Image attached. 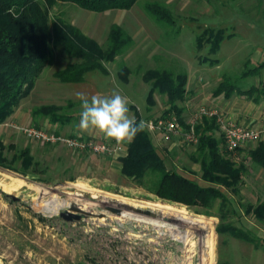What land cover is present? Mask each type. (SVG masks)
<instances>
[{"label": "rangeland", "instance_id": "obj_1", "mask_svg": "<svg viewBox=\"0 0 264 264\" xmlns=\"http://www.w3.org/2000/svg\"><path fill=\"white\" fill-rule=\"evenodd\" d=\"M150 1L154 0H138L130 10L93 12L72 3H59L50 10L53 22H72L104 46L111 25L117 23L132 35L134 45L104 63L108 74L98 69L90 71L81 83L61 82L55 77L56 71L77 59L61 47H54L33 90L0 124V139L5 146L14 143L18 151L30 148L35 162L29 167L21 161L9 167L0 165V181H6L3 174L27 181V185L12 191L17 199L0 186V264H264V244L256 248L228 233L217 232L221 222L218 204L209 210L214 215H207L202 213L203 208L161 198L155 192L151 171L142 181L121 173L118 165L122 153H79L65 145L53 151L46 140L30 137L17 127L47 132L49 118L34 114L33 109L55 103L63 106L61 113L73 115L61 123L64 132L77 131L104 139L99 132L82 133L75 127L80 112L77 92L91 97L118 91L128 98L129 115L136 117L138 112L145 118L161 116L170 106L168 97L157 92L155 104L150 106V84L144 80L146 70L159 67L188 73L186 98L177 101L185 123H193L201 109L216 110L229 119L224 111L226 99L215 97L213 91L225 77L238 78L248 67L264 61V0H157L173 13L171 24L158 23L145 11ZM219 29L227 38L217 53H211L208 35L199 46V36ZM123 64L131 69L126 82L119 76ZM260 80L261 76H248L238 84L250 87ZM259 108L256 114L260 120L251 126L264 140V100ZM259 140L246 145L240 156L248 166L240 193L223 190L232 201L228 220L264 238V223L247 211L249 205L264 202V169L247 156L248 149ZM157 147L168 169L207 185L200 179V165L191 159L196 145L175 137ZM13 152L5 151L3 156L11 157ZM75 202L85 213L80 219L67 221L62 213ZM149 202L175 205L193 216L170 213ZM124 204L152 210L156 216L139 214ZM114 208L121 209V213ZM210 237L215 249L208 262L206 244Z\"/></svg>", "mask_w": 264, "mask_h": 264}, {"label": "trees", "instance_id": "obj_2", "mask_svg": "<svg viewBox=\"0 0 264 264\" xmlns=\"http://www.w3.org/2000/svg\"><path fill=\"white\" fill-rule=\"evenodd\" d=\"M137 2L138 0H0V124L14 113L19 101L33 90L36 79L52 57L54 47H61L67 55L77 59L56 71L55 77L61 82L78 83L84 81L90 71L98 69L108 74L104 63L113 61L134 45L132 35L117 23L111 25L107 44L104 46L72 22L63 19L53 22L50 10L54 6L72 3L89 11L104 12L113 9L130 10ZM144 9L158 23L174 22L173 13L160 1H150ZM206 37L211 43V53L214 54L221 49L222 42L227 38L222 29L207 30L199 36V46ZM130 72L129 66L123 64L119 76L126 82ZM248 76H261V80L259 84L250 87L238 84L240 79ZM144 80L150 84L148 104H155L157 92L166 95L170 106L162 115L175 112L183 126L189 128L190 124L185 123L181 117L183 109L177 104V101L186 98L188 73L185 70L175 72L168 68H151L146 70ZM213 95L225 98L241 95L256 103L262 102L264 61L248 67L238 78L225 77L214 89ZM62 108V105L48 103L34 108L33 113L46 116L54 123H63L73 115L61 113ZM136 119L141 120L138 112ZM195 129L199 141L191 159L200 165V179L207 185L175 169H168L165 156L159 152L147 129L136 136L128 146L127 154L119 158L121 173L129 179L142 181L151 171L155 178V192L159 197L184 203L189 207L203 208L202 213L207 215H214L209 210L218 204L217 216L221 222L217 226V232L228 233L256 248L261 247L264 244L263 237L228 220L232 201L223 188L233 195L240 193V185L248 170L245 158H240L244 149H229L223 133L217 134L220 126L216 116L203 115ZM11 150L14 151L11 157L3 156L5 151ZM247 156L255 165L264 169V140L260 139L256 146L249 148ZM16 161H21L27 167L35 164L30 148L18 151L14 143L5 146L0 139V165L9 167ZM247 211L264 223V202L249 205ZM222 264L231 263L223 261Z\"/></svg>", "mask_w": 264, "mask_h": 264}, {"label": "built area", "instance_id": "obj_3", "mask_svg": "<svg viewBox=\"0 0 264 264\" xmlns=\"http://www.w3.org/2000/svg\"><path fill=\"white\" fill-rule=\"evenodd\" d=\"M203 115L217 117L221 132L230 150L244 148L248 143L261 138L258 129L245 126L230 119H225L216 110L201 109L189 128L183 126L179 115L175 112H169L164 116L161 115L155 118L141 116V119L151 122V128L147 129L151 136H162L164 141H171L175 137H182L186 143L197 145L199 136L196 133L195 125ZM17 127L30 137L41 138L50 144H64L77 152L88 151L105 155L114 153L116 148L109 141L91 135H82L79 133L64 135L48 129L46 132L35 127Z\"/></svg>", "mask_w": 264, "mask_h": 264}, {"label": "clouds", "instance_id": "obj_4", "mask_svg": "<svg viewBox=\"0 0 264 264\" xmlns=\"http://www.w3.org/2000/svg\"><path fill=\"white\" fill-rule=\"evenodd\" d=\"M76 97L80 101V112L75 127L82 133L99 132L105 140L114 141L117 153L126 155L136 136L152 126L151 122L137 121L135 116L129 115L128 98L118 91L91 97L77 92Z\"/></svg>", "mask_w": 264, "mask_h": 264}, {"label": "crops", "instance_id": "obj_5", "mask_svg": "<svg viewBox=\"0 0 264 264\" xmlns=\"http://www.w3.org/2000/svg\"><path fill=\"white\" fill-rule=\"evenodd\" d=\"M78 83H81V82H78ZM218 97H220V96H218ZM223 98H225V97L223 96ZM225 99H226V102L224 104L225 105L224 106L225 107L224 111L226 112L227 117L229 119H231L232 121H235L237 123H240V124H243L245 126H249L250 127L251 125L254 126L255 122H257V120H260V119H258L259 115L256 114V112L260 110L259 107H261L262 102L256 103V102H254L252 100H249V99H247V98H245V97H243L241 95H233L232 97L225 98ZM47 126L50 127V128L47 127L50 130L56 131L57 133L64 134V135H70V134H76L77 133V131L64 132L63 129H61V126H64V124H61V123H58V122L53 123V122H50L49 119H47ZM152 138H153V141L155 142L156 146L159 145L160 143H162V141H164L162 136H152ZM109 142L111 144H113L114 146H116L114 141H112V142L109 141ZM61 145H64V144H51L50 148L53 151H57V150L59 151V150H62V149H59V147ZM86 152H88V151H86ZM79 153H82V152H79ZM94 154H96V153H94ZM112 154H115L114 156H117L120 153H117L115 151ZM99 155H103V154H99ZM123 155H125V154L124 153L120 154L119 158L121 156H123ZM57 159L61 160L62 157L57 156ZM118 166H119V169L121 171V163Z\"/></svg>", "mask_w": 264, "mask_h": 264}, {"label": "bare ground", "instance_id": "obj_6", "mask_svg": "<svg viewBox=\"0 0 264 264\" xmlns=\"http://www.w3.org/2000/svg\"><path fill=\"white\" fill-rule=\"evenodd\" d=\"M6 181H0V186L2 187V189H4L7 193H12L13 190L19 188V187H23L25 185H27V181L25 179H21L19 177H15V176H9L7 174H3L2 175ZM2 180V178H1ZM109 199V198H108ZM126 200V198L124 199ZM145 203V202H144ZM150 204H153L157 207H160L161 210L162 208L170 211V213H181L184 215H191L186 209L184 208H179L175 205H171V204H166V203H153V202H149ZM147 205V204H146ZM142 206V205H141ZM160 211V210H159ZM164 211V210H163ZM166 214V213H165ZM164 215V214H163ZM166 216V215H164ZM176 216V215H175ZM193 216V215H191ZM180 217V216H179ZM165 219V218H164ZM197 219V218H196ZM200 219V218H199ZM176 220V219H175ZM188 220V219H187ZM194 221V220H193ZM212 234H210L211 236ZM202 244V243H201ZM207 247H208V262L210 260V257L212 256V254L214 253V249H215V242L214 240L210 237V239L207 242ZM205 245V246H206ZM201 248V247H200ZM206 249V248H205ZM205 251V250H204ZM201 252V251H200ZM205 254V253H204Z\"/></svg>", "mask_w": 264, "mask_h": 264}, {"label": "water", "instance_id": "obj_7", "mask_svg": "<svg viewBox=\"0 0 264 264\" xmlns=\"http://www.w3.org/2000/svg\"><path fill=\"white\" fill-rule=\"evenodd\" d=\"M8 196H12L14 199H17V196H15L14 194L11 193H7ZM124 207H127L139 214H143V215H147V216H156V213L153 212L152 210H145L143 208H139V207H135V206H131V205H127L124 204ZM113 211H115L117 214L121 213V209L119 208H114ZM81 213H85V211L75 202L73 203L72 207L70 210H67L65 212L62 213V217L65 218V220L67 221H72L75 219H80L82 216L80 215Z\"/></svg>", "mask_w": 264, "mask_h": 264}]
</instances>
